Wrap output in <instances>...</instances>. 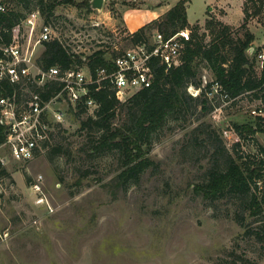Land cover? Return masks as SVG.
Wrapping results in <instances>:
<instances>
[{
	"label": "rangeland",
	"instance_id": "374dc122",
	"mask_svg": "<svg viewBox=\"0 0 264 264\" xmlns=\"http://www.w3.org/2000/svg\"><path fill=\"white\" fill-rule=\"evenodd\" d=\"M4 1L8 9L24 16L37 3L29 0L26 6L19 0ZM74 1L56 4L49 23L52 36L81 58L97 50L110 55L114 45L119 49L130 46L124 39L130 31L122 19L123 11L145 10L152 4L151 0H105L101 10L89 11L82 5L83 0ZM207 5L208 0H191L188 19L196 22L207 11L220 20L210 12L213 9L207 10ZM239 6L244 16L240 20L233 10L231 21L238 35L244 32L240 26L243 22L253 32V45L247 52L250 57L254 55L255 69L260 74L258 53L264 51V10L254 0H243ZM197 24L199 32L207 33L205 40L209 42L212 34L204 27L205 21ZM255 48L257 53L253 54ZM197 62L200 75L215 78L205 60ZM263 92L243 94L219 109L202 110L199 105L170 115L154 134L147 155L157 165L147 168L137 183L115 192L108 183L119 171L117 150L91 157L75 153L72 159L58 155L50 161L44 149L29 162L10 163L6 167L9 176L0 185V230L8 233L7 240L0 244V264H221V259L240 256L264 264V242L246 235L235 214L241 211L253 228L264 218V210L250 215L237 198L211 200L194 192V184L208 180L214 146L201 141L202 133L199 143L187 146L191 130L204 122L217 132L231 153L232 145L240 142V154L264 158ZM128 99L117 107L114 125L128 121ZM260 107L261 113H252ZM87 115L68 116L62 128L66 132L55 135L52 142H62L74 150L80 147L87 135L78 133L77 128ZM234 124L252 126L254 139L240 136ZM81 172H85L84 177L75 183ZM39 174L44 177L52 212L35 202L29 187V180Z\"/></svg>",
	"mask_w": 264,
	"mask_h": 264
},
{
	"label": "trees",
	"instance_id": "16d2710c",
	"mask_svg": "<svg viewBox=\"0 0 264 264\" xmlns=\"http://www.w3.org/2000/svg\"><path fill=\"white\" fill-rule=\"evenodd\" d=\"M19 1L24 2L26 6L29 2V0ZM190 1L177 0L159 17L128 33L124 38L129 44L147 43L155 30L163 32L165 36H171L179 29L190 27V38L186 41L180 62L165 70L159 60L152 61L154 80L151 86L142 88L129 97L127 102L129 118L121 125H114L113 119L117 107L124 101L118 100L108 88L95 92L94 95L100 102L99 108L94 115L88 114L83 118L77 128L78 133L87 135L85 142L76 150L62 142L53 143L52 139L55 135L62 131L66 132L65 129H58L45 146L50 161L58 155L72 159L75 153L83 152L91 157L102 151L117 150L119 171L108 185L113 187L115 192L119 188H126L130 183H137L147 168L157 165L147 155L154 134L162 129L170 115H178L183 110L195 109L199 105L202 110H211L221 104L218 95L213 97L207 95L211 82L202 85V75L198 71L199 59L205 60L206 65L214 72L215 79L230 97L235 98L233 101L243 94H258L259 91L264 90V68L258 74L255 69V57L254 55L250 57L247 52L253 45L254 34L247 28L246 22L240 25L244 29L240 36L233 26L213 17L207 18L204 27L212 36L210 41L206 42L207 33L199 32L200 26L197 23L190 25L188 22L187 4ZM36 2L34 8L29 9L28 12L39 9L46 23L50 22L56 4H75L74 0H36ZM82 5L89 11L92 9L90 0H83ZM23 15L16 10L8 9L0 13V22L3 26L11 27ZM4 39L8 40L9 34H4ZM256 53L255 48L253 54ZM107 56L103 50H97L87 56V63L92 69L105 65ZM82 61L78 54L72 53L57 38L44 41L37 57V62L43 68L50 65L68 67ZM190 86L199 89V92L197 94L187 92ZM262 95L260 98L264 99V92ZM82 113H87L85 108L77 106L72 116H80ZM233 127L240 136L253 138L255 131L252 126L234 124ZM201 133L204 134L201 141H209L214 146V151L212 162L207 169V182L194 184L193 191L201 194L204 199L237 198L240 204L249 209L250 215L259 214L264 210V158L257 154H240V142L232 145L231 153L217 132L204 122L191 130L187 146L199 143ZM1 175L9 176V173L6 169H2ZM84 175L85 172L78 174L75 183H79ZM30 182L31 180L29 184ZM235 214L236 221L244 228L246 235H254L256 239L264 242V218L252 228L245 221L241 211L236 210ZM220 263L255 264L245 256L228 261L221 259Z\"/></svg>",
	"mask_w": 264,
	"mask_h": 264
},
{
	"label": "built area",
	"instance_id": "2783aa9c",
	"mask_svg": "<svg viewBox=\"0 0 264 264\" xmlns=\"http://www.w3.org/2000/svg\"><path fill=\"white\" fill-rule=\"evenodd\" d=\"M254 1L264 10V0ZM7 10L6 2L0 0V13ZM186 28L171 36L155 30L149 42L132 43L123 49L114 45L106 57L107 64L93 69L86 57L82 58L84 66L77 63L43 68L37 62L38 47L44 41L59 38L52 36V26L42 20L41 11L28 12L11 27L0 22V185L4 178L2 169L13 162H29L44 151L53 134L66 126L67 117L77 106L94 115L100 105L95 92L108 88L118 100L125 101L138 90L151 86L153 60H159L165 70L176 65L190 38L191 30ZM4 34H9L8 40ZM258 58L263 69L264 51L258 53ZM208 82L211 88L207 95H218L221 100L215 109L235 99L215 78L204 73L202 85ZM188 89L193 94L199 92L193 86ZM262 111L260 107L252 113ZM29 187L35 202L52 212L54 207L45 193L43 175L31 180ZM7 238L8 233L0 230V244Z\"/></svg>",
	"mask_w": 264,
	"mask_h": 264
},
{
	"label": "crops",
	"instance_id": "0c3cea01",
	"mask_svg": "<svg viewBox=\"0 0 264 264\" xmlns=\"http://www.w3.org/2000/svg\"><path fill=\"white\" fill-rule=\"evenodd\" d=\"M151 1L152 4L148 5L147 9L145 10L126 9L123 11L122 19L124 20V23L130 32H134L145 23L151 21L154 18L159 17L161 14H163L165 11H167L171 6H173L177 2L176 0L173 2H165L164 0H151ZM189 3L187 4V7ZM240 3L241 5H243V0H208L207 10L213 9V11L210 12H213L214 16H216L218 19L223 21V23L233 26V24H235L234 22L231 21L233 10L235 11L234 15H237L240 20L244 16L243 7L239 6ZM235 4L237 7L234 9L233 6ZM207 17L210 18L212 16H209L206 11L202 19H198L196 22H191L188 19V22L191 24L202 23V20L206 21ZM187 18H188V14H187Z\"/></svg>",
	"mask_w": 264,
	"mask_h": 264
},
{
	"label": "water",
	"instance_id": "95a60500",
	"mask_svg": "<svg viewBox=\"0 0 264 264\" xmlns=\"http://www.w3.org/2000/svg\"><path fill=\"white\" fill-rule=\"evenodd\" d=\"M91 8L101 10L103 7L104 0H90Z\"/></svg>",
	"mask_w": 264,
	"mask_h": 264
}]
</instances>
